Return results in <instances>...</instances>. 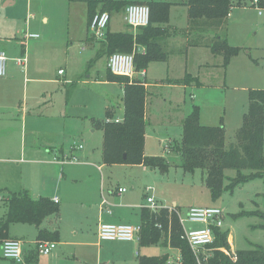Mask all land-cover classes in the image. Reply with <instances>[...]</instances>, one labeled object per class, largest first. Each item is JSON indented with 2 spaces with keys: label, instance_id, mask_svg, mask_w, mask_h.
I'll return each mask as SVG.
<instances>
[{
  "label": "rangeland",
  "instance_id": "rangeland-1",
  "mask_svg": "<svg viewBox=\"0 0 264 264\" xmlns=\"http://www.w3.org/2000/svg\"><path fill=\"white\" fill-rule=\"evenodd\" d=\"M252 2L239 7L234 1L231 16L222 26L228 43L240 48L227 67H223V58L212 57L209 50L202 48H192L187 56L149 67L147 78L153 84L168 75L183 80L187 73L200 82V85L149 89L146 109L150 124L145 153L167 159L170 169L161 173L140 165L103 164L104 135L102 129L93 126L92 120L105 121L106 110L112 105L123 119L124 107L121 87L108 81L110 56L101 54L103 41L91 36L89 0H33L42 40H48L55 49L47 75L54 80H70L71 84L69 87V82L67 87L53 84L47 98L51 103L29 120L26 127L3 132L4 126H0V194L1 189L9 187L14 191L26 189L33 199L60 197V221L44 224L60 230V246L48 256L39 255L40 264H139L137 251L142 256L168 253L167 248L159 245L142 248L133 242L100 241L96 234L97 208L93 204L103 197L107 199L118 186L128 190L123 195L125 200L136 204L152 196L167 209L176 202L182 213L194 207H217L224 212L223 230L230 233L232 251L237 253L256 245L264 248L262 221L251 215L264 212V181L251 180L214 201L205 183L206 175L201 170L184 172L180 157L167 150L171 141L182 138L183 121L194 107L200 109L201 125H224L226 145L236 141L248 110L250 92H264V7H255ZM43 16L49 18L48 23L41 20ZM172 16V21L180 24L175 13ZM110 26L113 31L126 30L122 15L113 17ZM207 63L217 66L207 68ZM59 70L65 76L60 78ZM17 119L20 121L22 117ZM80 144L84 149L73 151ZM53 149L59 153L55 155ZM61 150L68 157L77 152L85 163L56 162ZM235 175L234 170L226 171L228 178ZM148 187L152 191H147ZM5 212L6 207L0 201V218ZM37 234L35 225L18 224L10 228V236L23 241L24 246L34 247ZM0 264H12L4 258L2 244Z\"/></svg>",
  "mask_w": 264,
  "mask_h": 264
},
{
  "label": "trees",
  "instance_id": "trees-1",
  "mask_svg": "<svg viewBox=\"0 0 264 264\" xmlns=\"http://www.w3.org/2000/svg\"><path fill=\"white\" fill-rule=\"evenodd\" d=\"M237 0H187L188 16L193 28H220L226 22L233 2ZM101 4V13H117L131 5L128 0H89V27L95 15L97 6ZM151 11L150 24L137 31L125 33L107 32L103 41L102 55L111 56L114 53L133 54L135 69L139 73L156 62H166L170 53L165 50L163 40L168 34L165 27L170 22L169 2L148 3ZM259 7H264L260 0ZM140 47L142 50H140ZM217 55L224 59L223 67L239 54L240 48L231 46L227 39L218 37L212 46ZM111 82L124 84V118L120 123L112 120L111 112H107V121H96L95 126L104 132L103 161L105 165H142L151 170L167 173L170 165L166 158L145 155L146 137V98L145 83L139 77L130 79L116 76L109 71ZM197 80L187 74L183 80L175 83L190 85ZM183 135L180 140H174L167 145L170 153L181 159L180 167L184 172L194 173L201 170L206 175L205 183L214 201L224 193H232L236 188L254 179L264 181V92L251 91L248 110L243 117L241 128L236 134V141L226 145V128L205 127L200 123V109L194 107L191 114L183 121ZM234 170L235 177H226V171ZM226 180L228 183L226 184ZM59 206L49 198L34 200L27 191L12 194L7 202V213L0 220V242L9 240V228L14 224H30L40 227L43 222L59 213ZM181 212V211H180ZM245 215V213H242ZM250 215V214H248ZM261 219L264 229V212L255 214ZM161 226V228L158 227ZM140 247L148 248L159 245L163 248L177 250L180 259L171 261L169 254L162 256L139 257V264H264V248L253 246L252 249L238 251L237 261H233L226 252H231L230 233L223 229H215V240L208 247L206 254L200 257L194 254L185 239L184 228L180 223L179 214L163 208L152 212L145 208L141 213ZM59 231L40 230L38 242H58ZM39 253L33 249L25 258L23 264H39Z\"/></svg>",
  "mask_w": 264,
  "mask_h": 264
},
{
  "label": "crops",
  "instance_id": "crops-1",
  "mask_svg": "<svg viewBox=\"0 0 264 264\" xmlns=\"http://www.w3.org/2000/svg\"><path fill=\"white\" fill-rule=\"evenodd\" d=\"M95 1H97L98 3V1L100 0H95ZM128 1L131 2V4H145V5H148V3H151V2H169L172 4L171 10H170V22L167 25H165V27L168 29V34L162 42L165 47V50L170 53V56L166 62H161V63H169L172 59H180V57H183L185 54L187 56L189 50L192 48H202L205 50H209L212 57L223 58L222 55H217L212 49V46L213 44L217 42L218 37L226 38V35L222 34L223 32L222 27L220 28L208 27V28H203V29H198L197 27L193 28V26L190 23L189 16H188V7L185 4L187 0H138V1L128 0ZM249 1L250 0H240V1L237 0V6L242 7L244 6V4L247 5ZM238 2H241L242 4ZM98 7H99V10L96 9L97 14L101 13V10H102L101 4H98ZM172 12L173 14L175 13V17H176L175 19L179 20L180 24L174 23L172 21L173 20ZM117 15L123 16L126 30L125 31H113L109 24L107 28V32L125 33V32L137 31V29L133 30V28L129 27L128 24L126 23L125 10L121 12H117V13H111L110 14L111 20L113 19V17ZM230 16H231V13L228 16V18ZM36 19H37V16L35 13H33V0H26L24 2H20V0H0V40L2 42V48L5 51L7 57L9 58L7 76L5 78L0 79V126L1 125L4 126L2 129L3 132H10L9 130L13 131L18 126L26 127L27 125L26 123H28L29 120L33 119V117L35 116H39L41 112H43L42 109L51 103V100H47V98L49 95V88L53 84H58L59 86H66L67 85L66 83L69 82L68 87H69V84H71L70 83L71 81L70 80L68 81L67 79L54 80L48 77L47 69H48L49 64L52 62L51 58H53L54 56L53 54H54L55 49H54V46L48 44V40H42L43 37L39 33V30H41V26L38 25ZM41 20L44 23L49 22V18L46 16H43ZM111 20H110V23H111ZM28 33L38 34L40 37L39 38H26V34ZM91 36L93 35L91 34ZM88 46L91 47L89 44ZM140 49L142 50L141 47ZM18 58L27 59V64L25 68L19 66L16 63L15 60ZM156 63H160V62H156ZM152 64H150L148 68L145 70V77H141L140 75H135L134 77V78L139 77V80L145 83V88L147 90V97L150 94L149 89L151 88H153V91H154L157 89L163 90L168 87H172L174 85L181 86V84H177L172 81H177L182 78L170 77L169 75H168L169 77L167 76V78L156 81L155 84L149 82L147 76H148L149 67ZM215 66H217V63L205 64V67L207 68H211ZM107 67H108V63H107ZM60 71L62 70L58 71V75L61 78L65 76V73L60 75L59 74ZM189 75H192V74H189ZM192 76L196 79L194 75ZM196 80L197 81L194 83L200 85V82L198 81V79ZM111 83H116L121 87V90H122L121 103L123 104V107H124V102H123L124 89H125L124 84L119 83V82H111ZM184 86H187V85H184ZM146 105H147V98H146ZM107 112H111L112 119L113 118L115 120L121 119L120 121L121 122L123 121L122 118H119L117 116L115 105L114 106L112 105L110 106V108H107L106 115H107ZM20 117H22V120L18 121L17 118H20ZM123 118H124V115H123ZM145 119L147 123V126H146V137H147V128H148V125L150 124L147 109L145 111ZM98 120H101V119H98ZM98 120L96 119L92 120L94 127H95V122ZM105 121H107V119ZM102 133L104 135L103 130H102ZM145 146H146V141H145ZM83 149H84V146L81 150H77V151H82ZM51 152H53L55 155L59 153V151H55L54 149ZM60 153H61V156L59 157H64L65 155L64 151L61 150ZM76 153L72 154V155L77 156L78 158V162L74 164H79V165L84 164L85 161L82 160L81 157L76 155ZM102 153H103V150H102ZM145 155L148 156L146 153ZM102 160H103V155H102ZM103 164H104V161H103ZM141 166L142 165H140L139 167ZM120 188H123V187L118 186L117 189L115 188V191H112V194H110V196L107 197V199L103 197L108 203L107 208L111 210V214H108L105 209L102 211V202L104 199L103 200L99 199V201L93 204V206L97 208V216H96L97 236H98L99 223L101 220L104 222H109V223H114V224L141 225L142 210L145 208L147 209L149 208L147 199L152 196H147L146 201L144 203L136 204V203L126 201L125 196L123 195H125L127 192L120 194L118 192ZM1 190H2V193L0 194V201L3 202L4 206L6 207V212L4 214L5 216L7 213V202L12 196V194H19L27 190L23 188L18 191H14L13 189L11 190L9 187H5L4 189H1ZM42 197L49 198L53 202L55 198H58L59 202L57 203V205L58 206L60 205L61 200L59 196H55V197L41 196L39 198H42ZM37 199H34V200H37ZM155 202L160 208H166V207H163L162 203H160L159 205L158 201L155 200ZM175 207L178 208L179 210V206L176 202H174L173 208ZM60 211L61 209L59 210L58 214L46 219L43 222V224L40 227H38V233L40 230H47L49 232L59 231V234H60V230L57 227L47 228L44 226V224L47 221L59 222L60 221ZM4 216L0 218V220H2ZM14 225H18V224H14ZM14 225H11V226H14ZM10 228H9V238L12 240H18L10 236ZM18 241H20L23 246V263H24L25 258L30 254V252L33 249H35L36 245L34 247H32L31 245L24 246L23 241L21 240H18ZM37 243H38V234H37ZM55 243H57V246H60L59 245L60 239L58 242H55ZM110 243H114V242H110ZM230 243H232L231 237H230ZM0 244H3V242H0ZM167 250H168V253L166 254L170 255L171 261L173 262L179 261L180 259L179 251L173 250L170 248H167ZM136 256L140 257L142 255H140L139 251H137ZM23 263H16L12 261V264H23ZM39 264H40V257H39Z\"/></svg>",
  "mask_w": 264,
  "mask_h": 264
},
{
  "label": "built area",
  "instance_id": "built-area-1",
  "mask_svg": "<svg viewBox=\"0 0 264 264\" xmlns=\"http://www.w3.org/2000/svg\"><path fill=\"white\" fill-rule=\"evenodd\" d=\"M255 7H259V0L252 2ZM151 19L150 7L145 4H131L125 9V21L129 27L133 29L144 28L149 26ZM110 14L107 12L96 14L93 18L90 30L93 37L98 41H104L106 37L107 28L110 24ZM38 34H26V38H39ZM8 61L5 51L2 48V42L0 40V79L5 78L8 72ZM16 63L25 68L27 64L26 58H18ZM108 69L116 76H125L133 79L135 75H138L135 69V59L133 54L127 53H114L108 59ZM60 75L63 71L59 72ZM141 77H145V71L139 73ZM113 120V119H112ZM111 120L108 119L107 122ZM115 123H120L119 119L113 120ZM82 145L74 146L73 151L81 150ZM56 162L61 164L72 162L77 163L78 158L75 155L71 157L64 156L55 159ZM151 188H147V191H151ZM128 190L120 188L118 192L120 194L126 193ZM57 204L58 198L54 199ZM148 209L152 212H159L161 209L154 197L147 199ZM107 201L104 199L102 202V211L105 209L108 214H111V210L107 208ZM107 208V209H106ZM167 209V208H166ZM170 212H176L179 214L180 223L184 228L185 239L193 250L197 258L200 254H206L209 250L208 247L213 244L215 240V229H223L224 227V212L217 207L206 208H189L185 213H182L178 208L168 209ZM161 228L160 225H158ZM141 225L132 224H114L109 222L100 221L98 229V237L102 242H135L140 243ZM39 255H50L53 250L57 248L55 242H38L35 247ZM3 256L7 260L14 261L16 263H23V246L18 240H6L2 244ZM225 253L232 258L233 261H237V254L235 251Z\"/></svg>",
  "mask_w": 264,
  "mask_h": 264
}]
</instances>
